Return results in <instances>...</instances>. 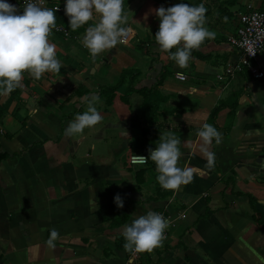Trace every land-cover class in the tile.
<instances>
[{
  "label": "crops",
  "instance_id": "crops-1",
  "mask_svg": "<svg viewBox=\"0 0 264 264\" xmlns=\"http://www.w3.org/2000/svg\"><path fill=\"white\" fill-rule=\"evenodd\" d=\"M54 2L65 8L64 0ZM180 2L124 0L132 38L95 58L82 45L93 21L73 32L56 20L70 32L49 37L60 72L39 80L25 72L18 88L0 95V264H264V82L248 73L219 79L238 59L229 43L238 16L264 0H182L204 3L205 26L216 32L192 51L187 68L155 41V10ZM159 64L171 70L162 84ZM93 94L102 121L65 136ZM205 123L222 133L210 148L211 167L197 136ZM165 131L181 139L178 166L198 170L179 190L159 185L154 163L129 164L155 149ZM149 210L169 221L165 239L131 258L121 229ZM53 228L55 249L46 244Z\"/></svg>",
  "mask_w": 264,
  "mask_h": 264
},
{
  "label": "clouds",
  "instance_id": "clouds-1",
  "mask_svg": "<svg viewBox=\"0 0 264 264\" xmlns=\"http://www.w3.org/2000/svg\"><path fill=\"white\" fill-rule=\"evenodd\" d=\"M44 0H25L23 10L7 0H0V95L7 96L18 88L25 72L35 79H41L44 73H59L61 62L57 59V46L49 37L56 26L57 9L42 7ZM64 13L68 17L69 28L75 32L93 21L85 29L82 45L95 58L105 50L115 49L125 44L131 28L125 27L127 16L124 14V0H64ZM207 8L204 3L192 5L181 2L170 7H159L155 15L159 19V28L155 41L160 51L170 53V59L180 68H187L192 59V51L199 49L206 41L215 40L216 32L207 28ZM175 49V51H171ZM181 76V73H177ZM87 110L77 114L65 128V136L82 135L86 128H92L103 119L96 104L100 102L98 94L85 97ZM36 110H33V113ZM127 136L121 129L120 136ZM197 136L201 141V152L207 166L215 163V153L210 150L213 143L219 145L222 133L211 124H203ZM181 157V139L172 131L161 134L155 149H149L148 157L135 156L140 164L149 159L156 166L157 181L165 190H179L188 185L198 171L192 167H179ZM118 208L124 207L119 196L114 197ZM169 228V221L160 213L147 211L133 216L129 224L121 229L127 252H151L162 246ZM58 231L53 228L46 241L48 247L55 249ZM129 264H132L129 260Z\"/></svg>",
  "mask_w": 264,
  "mask_h": 264
},
{
  "label": "built area",
  "instance_id": "built-area-1",
  "mask_svg": "<svg viewBox=\"0 0 264 264\" xmlns=\"http://www.w3.org/2000/svg\"><path fill=\"white\" fill-rule=\"evenodd\" d=\"M19 10H23L25 0H16ZM42 7L57 9L56 13L64 11V8L57 5L54 0H44ZM61 35L65 38L70 37V32L62 24H57L52 30L50 37ZM132 38L130 32L126 39V43ZM229 43L238 53V59L234 63H230L226 68L224 75L219 78L232 82L236 76L248 73L252 79L264 82V7L255 9L248 6L247 9L238 16L237 28L235 35L229 37ZM179 81H185V76H176ZM154 150V149H153ZM148 154L142 156L148 157ZM140 156V155H135ZM152 162L150 159L140 164L134 160V155L130 157L129 164L133 167L146 166ZM162 214V213H160ZM163 215V214H162ZM164 216V215H163ZM184 218V214L180 215ZM139 253L130 252L131 258H136Z\"/></svg>",
  "mask_w": 264,
  "mask_h": 264
},
{
  "label": "trees",
  "instance_id": "trees-1",
  "mask_svg": "<svg viewBox=\"0 0 264 264\" xmlns=\"http://www.w3.org/2000/svg\"><path fill=\"white\" fill-rule=\"evenodd\" d=\"M228 4H230V2H226V5H228ZM55 14H56L57 20L63 22L67 26L66 21H68V17L66 15H63L62 13H55ZM206 16H207V14H206ZM145 44L146 43H143V44L140 43L139 47L140 48H145L144 47ZM148 46H149V44H147V47ZM152 64H157V63H156V61L153 60L152 61ZM157 66H158L157 67V71H159V77H160L159 78V84H162L163 80H165L167 78V76H169L171 74V70L168 67H163L162 64H159ZM127 72H129V70H127V69H124L123 70V73H122L123 76H122V78L120 80L121 82L124 80L123 77H124L125 73H127ZM120 81H119L118 85L120 84ZM118 85H116L115 87L111 88V91L113 92L114 91V88H117ZM129 88L131 89V91H129V92H133L132 91V83L129 86ZM5 159H6V156L3 155V154H0V163L3 162Z\"/></svg>",
  "mask_w": 264,
  "mask_h": 264
}]
</instances>
